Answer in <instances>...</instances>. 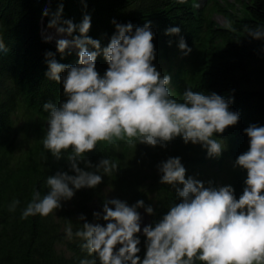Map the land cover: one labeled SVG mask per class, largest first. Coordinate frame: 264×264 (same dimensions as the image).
Wrapping results in <instances>:
<instances>
[{
	"label": "clouds",
	"instance_id": "clouds-1",
	"mask_svg": "<svg viewBox=\"0 0 264 264\" xmlns=\"http://www.w3.org/2000/svg\"><path fill=\"white\" fill-rule=\"evenodd\" d=\"M81 2L87 9V0ZM63 12V2L55 11L43 9L42 17H50L47 27L55 30L44 39L55 38L61 55L77 49L78 60L62 63L55 52H45V75L63 85L66 99L43 104L47 113L43 144L57 159L70 149L71 171L48 175V191L43 195L34 191L22 218L47 216L71 200L77 190L95 188L105 175L119 171V161L110 156L104 155L96 163L86 156L98 141L124 140L133 148L138 143L167 148L179 136L185 144L206 149L210 158H219L227 150L226 139L219 134L240 119L239 111L230 107L234 97L188 86L182 99L176 98L169 87L171 74H162L154 63L156 33L151 20L134 25L113 18L115 31L109 43L102 45L100 39L88 34L90 13L85 11L77 23L65 18ZM244 32L264 41V24L245 25ZM165 33L179 37L183 55L191 52L180 26H170ZM7 55L0 32V57ZM101 55L108 65L102 74L97 69ZM243 131L249 147L232 164L247 172L239 198L232 184L186 176L182 157L168 156L156 168L160 183L172 185L178 199L158 220L142 227L139 209L154 215L153 204L142 198L129 204L119 197H106L102 210L93 213L95 222L82 213V227L75 231L71 223L66 227L67 237L80 238L81 248L91 257L85 256L80 264H264V124L253 122ZM19 204L18 198L13 199L9 209L15 210Z\"/></svg>",
	"mask_w": 264,
	"mask_h": 264
},
{
	"label": "trees",
	"instance_id": "trees-1",
	"mask_svg": "<svg viewBox=\"0 0 264 264\" xmlns=\"http://www.w3.org/2000/svg\"><path fill=\"white\" fill-rule=\"evenodd\" d=\"M61 2L63 16L77 23L85 11L91 14L88 34L100 39L102 45L109 43L115 31L113 18L123 23L132 21L134 25L151 20L156 33L154 63L157 67L161 63L169 65L164 74H171L169 87L176 98L182 99L188 86L234 97L230 107L239 111L240 119L219 134L228 147L218 161L234 162L249 147L243 129L253 122L264 124V41L252 39L244 32L245 25L264 24V0H245L243 15L233 4L223 1V6L216 0H206L211 6L199 9L190 0H87V9L81 0H0V32L8 50L7 56L0 57V264H80L89 254L81 248L80 238L67 237L66 227L70 223L74 231L82 227V213L88 221L95 222L93 213L102 210L105 188L116 191L129 204L141 198L146 204H153V223L178 199L172 185L160 183L157 163L168 156H181L187 176L199 173L203 165L214 159L200 145L185 144L179 136L167 148L144 143L133 148L124 140L98 141L86 156L93 163L104 155L110 156L119 161L117 173L105 175L95 188L77 190L71 200L47 216L21 217L34 191L39 190L42 195L48 191V175L58 170L71 171L67 157L70 149L57 159L43 144L47 131L43 104L66 99L63 85L45 75V52H55L62 63L74 64L78 60V51L72 49L61 55L56 42L46 41L42 35L43 29H50V17H42L43 9L50 7L55 11ZM209 11L221 14L228 26L214 23ZM176 25L192 49L188 55L178 48V36L165 33L166 28ZM169 40L173 42L169 44ZM107 67L104 57L98 56V71L102 74ZM232 173V185L239 198L245 187L243 174L247 172L240 168ZM16 198L20 204L10 210L9 204ZM57 245L64 246L68 255L58 252ZM143 254L142 248L140 255Z\"/></svg>",
	"mask_w": 264,
	"mask_h": 264
},
{
	"label": "rangeland",
	"instance_id": "rangeland-1",
	"mask_svg": "<svg viewBox=\"0 0 264 264\" xmlns=\"http://www.w3.org/2000/svg\"><path fill=\"white\" fill-rule=\"evenodd\" d=\"M192 3V6L196 7L197 9L205 7L208 8L209 6H211V3H207L206 0H190ZM223 1H226L230 4H233L235 10H239V13L241 15H243L244 12V2L245 0H216V2H218L220 5L224 6ZM213 4V2H212ZM211 19L214 23H216L218 26H223V27H227L228 23L225 20V18L218 13H214L212 11H209ZM52 30V29H51ZM55 30L53 29L51 31V33H53ZM48 33L42 34L43 37L44 35H47ZM54 41V40H52ZM180 60H181V56H180ZM179 61V59L176 60V63ZM158 69L161 71L162 74L165 73V71L167 69H169V65L165 64V63H161L158 66ZM233 162L230 161H218L217 158L214 157V159H212L211 161H208L205 165H203L200 168V172L195 174V176L199 179H202L204 181H209L212 180L216 183H223V184H232V177H233V173L232 171L234 170H238L240 168H233L232 167ZM244 178H246L245 173L243 174ZM104 197H108V198H112V197H119L121 199H124L119 193H117L116 191H113L109 188H105L104 189ZM97 206H95L94 208L96 209ZM98 209V207H97ZM101 222V221H100ZM104 223V222H101ZM56 250L60 253H64L65 255H68V253L66 252V249L64 246L62 245H57L56 246Z\"/></svg>",
	"mask_w": 264,
	"mask_h": 264
},
{
	"label": "water",
	"instance_id": "water-1",
	"mask_svg": "<svg viewBox=\"0 0 264 264\" xmlns=\"http://www.w3.org/2000/svg\"><path fill=\"white\" fill-rule=\"evenodd\" d=\"M139 211L141 212V214H142V218H143V224H142V227H143V225H146V224L152 223L151 214H148V213L145 211V209H143V208L139 209ZM140 235L143 236V233L141 232Z\"/></svg>",
	"mask_w": 264,
	"mask_h": 264
},
{
	"label": "bare ground",
	"instance_id": "bare-ground-1",
	"mask_svg": "<svg viewBox=\"0 0 264 264\" xmlns=\"http://www.w3.org/2000/svg\"><path fill=\"white\" fill-rule=\"evenodd\" d=\"M52 30H53V29H52ZM52 30H51V29H43V30H42V34H45V33L50 34ZM44 36H45V35H44ZM53 40L56 42V39H55V38H54ZM73 50L78 51L77 49H73Z\"/></svg>",
	"mask_w": 264,
	"mask_h": 264
}]
</instances>
